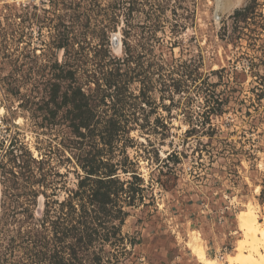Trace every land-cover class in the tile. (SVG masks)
Instances as JSON below:
<instances>
[{
    "label": "rangeland",
    "instance_id": "374dc122",
    "mask_svg": "<svg viewBox=\"0 0 264 264\" xmlns=\"http://www.w3.org/2000/svg\"><path fill=\"white\" fill-rule=\"evenodd\" d=\"M252 1L0 0V264H231L264 227Z\"/></svg>",
    "mask_w": 264,
    "mask_h": 264
},
{
    "label": "bare ground",
    "instance_id": "6f19581e",
    "mask_svg": "<svg viewBox=\"0 0 264 264\" xmlns=\"http://www.w3.org/2000/svg\"><path fill=\"white\" fill-rule=\"evenodd\" d=\"M247 209L239 216L245 238L239 243L237 254L230 256L231 264H264V227L258 220L254 209ZM197 258L204 264H219L210 259L203 244H189Z\"/></svg>",
    "mask_w": 264,
    "mask_h": 264
},
{
    "label": "trees",
    "instance_id": "16d2710c",
    "mask_svg": "<svg viewBox=\"0 0 264 264\" xmlns=\"http://www.w3.org/2000/svg\"><path fill=\"white\" fill-rule=\"evenodd\" d=\"M255 3H256V0H253L250 4H248V5H246L244 8H241V9H239V10H237L235 13H234V15H233V17L235 18V19H237V20H239V19H242V20H245V18H246V16L251 12V10H253L254 9V5H255ZM129 51V47L128 46H126V52H128ZM115 70V71H114ZM113 70V74H116V73H118V69L116 68V69H114ZM110 75V74H109ZM112 75V74H111ZM105 78V80L107 79L106 77H104ZM97 83V82H96ZM109 84H111V83H109ZM58 86L59 85H57V84H55L54 86H53V91H52V93H51V98H52V101L55 103V98H56V95H57V92H58ZM100 85L97 83V87H99ZM110 86H112V85H110ZM73 94H78V95H82L83 97L85 96V93H83V91L81 90V88H76V90H74V93ZM63 98H64V100H63V103H65L66 101H67V94L65 93L63 96H62ZM80 126L81 127H84V128H88V124H86V123H84V122H82V123H80ZM95 173V172H94ZM92 174V173H91ZM110 175H112V174H109V176ZM107 176V175H106ZM97 187L94 189V196L95 195H97V194H99L100 192H101V190L103 189L104 191V194L105 195H107V185L110 183V182H112L111 181V178H107V179H104V178H100V179H98L97 181Z\"/></svg>",
    "mask_w": 264,
    "mask_h": 264
},
{
    "label": "built area",
    "instance_id": "2783aa9c",
    "mask_svg": "<svg viewBox=\"0 0 264 264\" xmlns=\"http://www.w3.org/2000/svg\"><path fill=\"white\" fill-rule=\"evenodd\" d=\"M0 122H2V113L0 112Z\"/></svg>",
    "mask_w": 264,
    "mask_h": 264
},
{
    "label": "water",
    "instance_id": "95a60500",
    "mask_svg": "<svg viewBox=\"0 0 264 264\" xmlns=\"http://www.w3.org/2000/svg\"><path fill=\"white\" fill-rule=\"evenodd\" d=\"M114 44H117V40H114Z\"/></svg>",
    "mask_w": 264,
    "mask_h": 264
}]
</instances>
